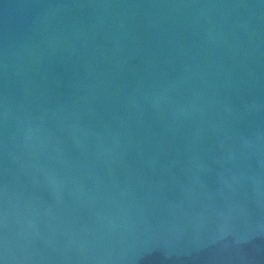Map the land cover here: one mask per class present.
Listing matches in <instances>:
<instances>
[{
  "label": "water",
  "instance_id": "water-1",
  "mask_svg": "<svg viewBox=\"0 0 264 264\" xmlns=\"http://www.w3.org/2000/svg\"><path fill=\"white\" fill-rule=\"evenodd\" d=\"M0 264H264V0H0Z\"/></svg>",
  "mask_w": 264,
  "mask_h": 264
}]
</instances>
